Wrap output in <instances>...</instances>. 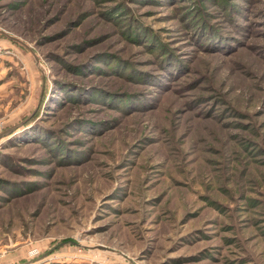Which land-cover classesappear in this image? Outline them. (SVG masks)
<instances>
[{
    "label": "rangeland",
    "instance_id": "rangeland-1",
    "mask_svg": "<svg viewBox=\"0 0 264 264\" xmlns=\"http://www.w3.org/2000/svg\"><path fill=\"white\" fill-rule=\"evenodd\" d=\"M0 133V264H264V0H0Z\"/></svg>",
    "mask_w": 264,
    "mask_h": 264
},
{
    "label": "built area",
    "instance_id": "built-area-1",
    "mask_svg": "<svg viewBox=\"0 0 264 264\" xmlns=\"http://www.w3.org/2000/svg\"><path fill=\"white\" fill-rule=\"evenodd\" d=\"M108 264H120V263H108Z\"/></svg>",
    "mask_w": 264,
    "mask_h": 264
},
{
    "label": "water",
    "instance_id": "water-1",
    "mask_svg": "<svg viewBox=\"0 0 264 264\" xmlns=\"http://www.w3.org/2000/svg\"><path fill=\"white\" fill-rule=\"evenodd\" d=\"M11 38H13V37H11ZM15 39V38H14ZM4 133H0V136H2Z\"/></svg>",
    "mask_w": 264,
    "mask_h": 264
}]
</instances>
